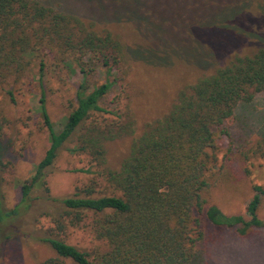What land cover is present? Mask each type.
<instances>
[{
    "label": "rangeland",
    "instance_id": "1",
    "mask_svg": "<svg viewBox=\"0 0 264 264\" xmlns=\"http://www.w3.org/2000/svg\"><path fill=\"white\" fill-rule=\"evenodd\" d=\"M36 1L77 17L97 35L108 32L122 46L115 84L101 103L113 114H92L86 123H128L131 133L102 141L99 157L70 152L76 146V134L70 137L45 170L44 185L34 186L27 206L3 226L0 264H40L54 258L48 244L41 241L46 237L81 252L98 247L90 229L93 216L81 210L76 213L79 220L74 221V212L68 216L70 211L60 201L91 183L99 192L107 185L106 174L119 170L131 143L147 125L169 112L180 91L234 57L251 56L264 45V0ZM224 13H229L228 17ZM216 14L224 15L217 19ZM222 22L227 30L213 29ZM194 52L200 58H195ZM85 63L90 70L85 83L91 89L102 82V67L96 62ZM72 72L50 64L45 73V109L56 132L75 105L73 97L81 75L74 64ZM32 73L20 83L8 84L13 102L0 93V199L5 209L18 203L19 185L28 182L49 144L37 111L38 87ZM227 124L230 140L219 131L215 134L217 162L219 165L224 158L226 167L222 173L218 165L212 170L216 181L209 202L225 215H237L243 214L252 196L251 186L264 188V91L248 104L239 103L234 121ZM229 145L231 153H227ZM257 216L264 222V200ZM57 224L63 229L57 230ZM193 252L191 264H264V229L244 236L233 228L205 224L204 238Z\"/></svg>",
    "mask_w": 264,
    "mask_h": 264
},
{
    "label": "trees",
    "instance_id": "2",
    "mask_svg": "<svg viewBox=\"0 0 264 264\" xmlns=\"http://www.w3.org/2000/svg\"><path fill=\"white\" fill-rule=\"evenodd\" d=\"M224 14H216V18ZM225 25L213 29L225 31ZM122 58V46L108 32L97 35L75 16L36 0H0V93L13 102L8 84L20 83L33 70L31 79L38 87L37 111L49 142L28 182L19 185L18 203L5 209L0 199V237L3 226L27 206L30 190L44 185L45 170L70 137L76 134V146L70 152L99 157L102 141L131 133L128 123H86L92 114H113L101 103L115 84L114 72L119 71ZM85 61L102 67V82L91 89L85 83L90 71ZM50 64L60 65L71 74L74 64L81 75L73 97L75 105L57 132L44 100V77ZM263 91L264 45L251 56L234 57L180 91L169 112L147 125L131 143L119 170L106 174L105 187L97 192L91 183L60 201L70 211L68 216L74 212V221L79 220L76 213L81 210L93 216L90 229L99 246L81 252L46 237L41 241L48 244L55 257L40 264H191L194 247L204 238L205 224L233 228L244 236L264 229V222L257 216L264 200V188L260 186H251L252 196L243 214L225 215L209 202L216 181L212 170L218 165L215 134L219 131L230 140L226 125L234 121L236 106L248 104ZM231 151L229 145L227 153ZM225 167L223 158L218 172ZM242 170L248 174L245 166ZM56 229L63 227L57 224Z\"/></svg>",
    "mask_w": 264,
    "mask_h": 264
}]
</instances>
